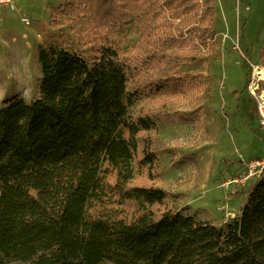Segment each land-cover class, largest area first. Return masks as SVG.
<instances>
[{
    "label": "trees",
    "instance_id": "16d2710c",
    "mask_svg": "<svg viewBox=\"0 0 264 264\" xmlns=\"http://www.w3.org/2000/svg\"><path fill=\"white\" fill-rule=\"evenodd\" d=\"M209 1L142 0L138 14L150 20L138 28L130 8L102 0L93 21L106 34L93 56L39 49L40 96L0 105V264H264V170L225 225L166 207L161 187L132 183L138 168L160 176L153 131L169 116L135 106L166 86L159 71L179 57L176 44L209 37ZM165 12L200 20L165 32ZM129 26L138 37L125 51L109 34Z\"/></svg>",
    "mask_w": 264,
    "mask_h": 264
},
{
    "label": "rangeland",
    "instance_id": "374dc122",
    "mask_svg": "<svg viewBox=\"0 0 264 264\" xmlns=\"http://www.w3.org/2000/svg\"><path fill=\"white\" fill-rule=\"evenodd\" d=\"M101 1L18 0L15 9L0 6V105L17 97L32 102L40 96L41 47H65L93 56L106 34V28H97L93 21ZM114 1L118 9L130 8L138 28L150 20V15L138 14L142 0ZM209 3L212 9L204 18L209 37L189 47L176 44L171 52L179 57L159 71L166 86L142 94L135 106V112L159 110L169 116L153 131L160 176L150 180L147 169L138 168L132 183L167 186L166 207L225 225L240 212L257 178L242 187H226L223 182L247 161L264 158V131L247 88L255 66L264 67V0ZM171 13L160 17L165 32L179 34L200 20L197 12L175 19ZM135 30L129 26L124 35L109 36L128 51L137 40ZM63 32L73 47L64 43ZM179 76L205 84L184 89L176 82Z\"/></svg>",
    "mask_w": 264,
    "mask_h": 264
},
{
    "label": "built area",
    "instance_id": "2783aa9c",
    "mask_svg": "<svg viewBox=\"0 0 264 264\" xmlns=\"http://www.w3.org/2000/svg\"><path fill=\"white\" fill-rule=\"evenodd\" d=\"M17 2L18 0H0V6L7 5L11 9H15ZM23 20L26 23L30 22L27 17H23ZM256 67L257 66H255V68ZM262 81H264V78H261L256 72V75H253L251 81L248 83L247 88L255 100L256 113L259 117L261 129L264 131V87L261 86ZM263 170L264 158L251 159L247 161L243 169L238 174L226 179L223 182V185L226 187L230 185H235V187L246 186L248 182L258 178L262 174Z\"/></svg>",
    "mask_w": 264,
    "mask_h": 264
},
{
    "label": "bare ground",
    "instance_id": "6f19581e",
    "mask_svg": "<svg viewBox=\"0 0 264 264\" xmlns=\"http://www.w3.org/2000/svg\"><path fill=\"white\" fill-rule=\"evenodd\" d=\"M255 69H256L257 74H258L261 78H264V67H262V66H257Z\"/></svg>",
    "mask_w": 264,
    "mask_h": 264
},
{
    "label": "crops",
    "instance_id": "0c3cea01",
    "mask_svg": "<svg viewBox=\"0 0 264 264\" xmlns=\"http://www.w3.org/2000/svg\"><path fill=\"white\" fill-rule=\"evenodd\" d=\"M20 1V0H19ZM1 6H5V7H8L7 5H1ZM8 8H10V7H8ZM11 9V8H10ZM8 48V47H7ZM161 188H163V189H165V190H168L169 191V189L167 188V186H161Z\"/></svg>",
    "mask_w": 264,
    "mask_h": 264
}]
</instances>
